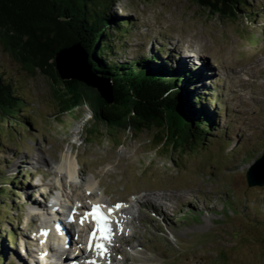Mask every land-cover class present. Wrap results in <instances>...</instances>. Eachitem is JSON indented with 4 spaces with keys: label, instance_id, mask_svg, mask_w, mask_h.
Returning a JSON list of instances; mask_svg holds the SVG:
<instances>
[{
    "label": "rangeland",
    "instance_id": "obj_1",
    "mask_svg": "<svg viewBox=\"0 0 264 264\" xmlns=\"http://www.w3.org/2000/svg\"><path fill=\"white\" fill-rule=\"evenodd\" d=\"M248 3L252 16L236 20L211 16L194 0L109 3L110 12L131 18L126 34L113 36L115 57L131 60L161 49L173 63L191 66L200 76L198 90L213 95L214 133L186 156L155 146L153 131L110 136L87 122L84 106L61 113L52 80L25 71L0 44V71L23 101L15 112L22 118L0 125V191L2 183L17 181L12 176L21 177L0 193V264H23L28 252L52 261L54 255L44 257L55 243L44 236L50 201L68 213L71 207L61 203L98 202L108 211L113 202L138 196L149 204L134 205L128 241L137 245L126 246L112 232L120 251L108 242L100 255L89 250L85 232L82 244L69 240V257L81 259L73 264L87 256L96 264H264V186L250 187L246 178L264 153V0ZM86 128L96 129L94 136ZM68 161L77 177L67 176ZM50 191L54 197L46 200ZM36 203L45 211L38 218L32 216Z\"/></svg>",
    "mask_w": 264,
    "mask_h": 264
},
{
    "label": "trees",
    "instance_id": "obj_2",
    "mask_svg": "<svg viewBox=\"0 0 264 264\" xmlns=\"http://www.w3.org/2000/svg\"><path fill=\"white\" fill-rule=\"evenodd\" d=\"M111 1L115 0H0V44L25 71L52 80L61 113L84 106L90 114L87 122L110 136L153 131L155 146L178 156L195 153L214 133L216 115L208 110L215 102L213 95L198 90L200 76L191 66L173 63L161 49L131 60L115 57L119 48L113 36L126 34L131 18L110 12ZM194 2L214 17L236 20L251 15L248 0ZM77 43L88 55L94 85L63 81L58 74L55 55ZM107 87L110 100L105 99ZM22 103L0 71V125L21 119L15 112ZM11 178L17 181L2 183L1 195L21 179ZM8 237L14 240L13 235Z\"/></svg>",
    "mask_w": 264,
    "mask_h": 264
},
{
    "label": "bare ground",
    "instance_id": "obj_3",
    "mask_svg": "<svg viewBox=\"0 0 264 264\" xmlns=\"http://www.w3.org/2000/svg\"><path fill=\"white\" fill-rule=\"evenodd\" d=\"M263 64H264V62H263ZM251 70L254 71L255 69L251 68ZM77 165L79 166L78 160H77ZM67 166H68L67 168L69 170V171H67V174H68L67 176L71 177V178H73L74 176L77 177V175L79 174L78 173L79 169L78 168H77L78 170L76 169V164L74 162L68 161ZM74 172H77L78 174L77 173L73 174ZM50 192H48L49 196L53 197L52 192L51 193ZM161 195H156V196L158 199L162 200V199H164V197ZM156 196H155V198H156ZM82 199H83V197L80 195L78 200L81 201ZM145 200H146V198L144 196L133 197L132 199L128 200L126 203L122 204L123 207H121L119 209L114 208V210L110 214H109L108 208H107L108 211L105 210L108 214V217H109V223L112 222V219H115V221H116L114 224V227H112L110 225L112 232L115 233L116 237H118L120 240H122V241L124 240L126 246L128 245L129 247L133 248L137 245L135 240H131L130 243L128 241L129 239L134 238L135 229H131V227H132L131 221L136 219V217H137L134 214L135 212H133L135 210L134 205H137V207H138L139 204H141V203L149 204V203H146ZM114 203H116V202H113V204ZM63 205H64V208L70 207V206L62 204V203L60 204V206H63ZM95 205H100V204L98 202H93V203H91L90 207L87 204H85V205H83V208H81L80 210H78V209L74 210V212L72 213V217L77 221L76 227H78V225H80L82 219L84 220V222L81 223L82 224L81 226H83V224H84L85 228L83 226V230L80 229L78 231V238L79 239L75 238V235L77 233L75 231V225L72 223V219L71 218L70 219L69 218L63 219L66 216V214H63V212H57V214L54 217H50L48 215L51 218V220L49 219L47 221L48 222L47 226L48 225L49 226H48L47 230L44 231V236L46 238H51V239H49V241L54 240L55 243H53L54 245H51V244L49 245V243H48V245H49L48 251H46V253H44V255H45L44 257L50 258V255H54V256H53V258H51L52 261L50 260V262H48L47 260H45V261H43L42 264H73L75 262L79 263V261L81 259L80 260L75 259V260H77V261H75L69 257V254H68L69 244L72 243V242L69 243V240L72 239L77 244L78 243L82 244V237H84L85 232H87V242L89 240H91V243L93 244L94 249H96L95 248L96 243H103L104 245L107 244V241L100 239V237H99L100 234H97V239L95 241H92L91 231L95 230V228L90 229L88 227V224L92 225L90 223V220H89L90 219L89 217H91V216H88L87 218H84L82 216V215L85 216L86 213H90L93 209V206H95ZM152 207L155 208L156 206L154 205ZM44 212L45 211H43V208L40 205H38L37 203L33 205L32 216L38 218L39 215H41L42 213L44 214ZM46 213H47V211H46ZM103 213L105 214V212H103ZM122 215H123V218H121ZM162 215H163V212H162ZM85 222H87L88 224H86ZM134 223H135V221H134ZM126 230H128V232L131 233L130 236L125 234ZM130 230H133V231H130ZM110 243H112L113 247L117 251H120V248L117 245H115V242H113V240H111ZM43 252H44V250H42V253ZM38 253L37 254H34V253L30 254L28 252L25 255V259L24 260L20 259L19 262L23 263V264H40L39 262H41L40 260H42L43 258ZM91 255H93L92 251H91ZM83 256H85L84 253H83ZM125 256H126L125 258L127 260L128 256L126 254H125ZM92 257L93 258L89 257L91 259L89 261H92V259H95V256H92ZM87 260H88V256L85 257L84 264L85 263L88 264ZM53 261H57L58 263H55ZM73 261H75V262H73ZM133 261H134V258H133Z\"/></svg>",
    "mask_w": 264,
    "mask_h": 264
},
{
    "label": "water",
    "instance_id": "obj_4",
    "mask_svg": "<svg viewBox=\"0 0 264 264\" xmlns=\"http://www.w3.org/2000/svg\"><path fill=\"white\" fill-rule=\"evenodd\" d=\"M55 63L63 81L78 80L89 85H94L96 82L88 63V55L79 43L61 49L55 55ZM109 88L107 87L105 92V99L108 100L111 97ZM246 178L250 187L264 186V153L248 169Z\"/></svg>",
    "mask_w": 264,
    "mask_h": 264
},
{
    "label": "snow or ice",
    "instance_id": "obj_5",
    "mask_svg": "<svg viewBox=\"0 0 264 264\" xmlns=\"http://www.w3.org/2000/svg\"><path fill=\"white\" fill-rule=\"evenodd\" d=\"M123 207L120 204H117L115 206L116 209H119ZM113 211V209H109V214ZM88 216H91L93 220H95V223L97 225V228L95 231L92 232L91 234V239L92 241H95L97 239V233L100 234V239L108 241L109 243L111 242V228L109 226V217L105 215L101 211V206L95 205L93 206V209L90 213L85 214V218ZM84 220H81V223H83ZM93 244H89V250H92ZM95 248L98 250V254L103 255L107 252V249L103 243H96ZM88 264H96L95 261H89Z\"/></svg>",
    "mask_w": 264,
    "mask_h": 264
}]
</instances>
